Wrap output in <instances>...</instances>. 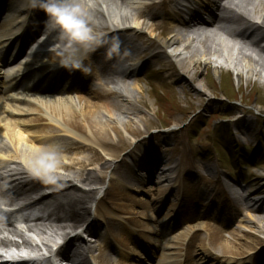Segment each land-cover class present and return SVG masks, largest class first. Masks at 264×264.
<instances>
[{
	"label": "bare ground",
	"instance_id": "bare-ground-1",
	"mask_svg": "<svg viewBox=\"0 0 264 264\" xmlns=\"http://www.w3.org/2000/svg\"><path fill=\"white\" fill-rule=\"evenodd\" d=\"M54 2L59 3V0H0V8L17 15L21 25H35L42 29L46 23L44 19H48L42 6ZM257 2L239 0L233 9L241 11L262 3ZM78 8L80 17L88 23L94 37L86 46L66 48V41L52 24L42 30L55 44L65 47L67 51L64 52L36 55L29 47L33 37L17 39L22 38L19 34L23 27L11 33L12 24H0V200L4 206L23 202L20 208L23 212L36 206L44 207L39 209L42 215L32 228L40 235L51 232L58 236L63 242L59 256L63 261H73V264H88L95 251L92 240L96 238L103 239L111 248V254L118 250L119 255H123L117 264H126L124 259L132 255H136L138 263L129 264H152L160 250L164 256L157 264H193V255L197 254V264L207 261L210 264H264V192L243 189L245 197H238L235 205L225 207V197L219 195L222 200L218 202L215 198L219 197L218 194L226 195L228 183L212 167L208 170L220 186L197 184L189 187L184 184V178H195L198 173L188 168L186 156L173 168L163 169L157 164L151 171L148 165L142 164L143 159L149 157L148 150L138 153L133 150L121 159V152L133 145L138 136L148 133L144 125L147 121L145 117L136 118L142 112L134 105L140 101L129 93L131 89L140 92V88L134 85L130 89L127 87L123 89L125 95L112 88L113 78H120L114 59L122 53L123 62H131V56L126 52L128 44L118 40L123 34L133 36L128 41L131 43L135 41L134 35L142 38L140 30L145 26L152 33L165 27L173 36L159 39L163 52H153L151 59L163 57L170 63L177 62L192 79L199 66L207 70L211 66L215 76L222 75L223 66L206 53L196 54L189 45L181 50L186 32L198 31V27L209 19L210 24L218 25L227 34L239 36L243 48L257 54L254 66L264 68V27L251 23L245 17L226 14L220 4L211 0H103L89 11ZM148 10H153V17L161 15L170 20L146 23L144 15ZM132 20L142 21V24L133 26ZM117 40L119 50L110 52ZM104 43H108V49L100 54L99 48ZM22 54H25L22 61L15 63L16 57ZM61 61L69 66L79 65V69L62 67ZM4 65L19 70L14 76L25 74L24 80L7 81L1 72ZM65 69L75 72L59 81L57 77ZM252 69L234 73L239 84L244 77L248 83L252 77H259L253 74ZM77 70L80 71L78 75L75 74ZM97 70L101 71V87L88 93L82 91L79 85L83 89L94 86L89 78L83 79L79 75L88 76ZM131 79L132 75H129L123 80L130 82ZM52 81L57 84L50 85ZM68 85H74L73 92ZM191 86L196 93L206 95L204 89ZM241 124L243 128H249L253 120L247 117L241 120ZM78 148L101 150L107 159L96 152L87 155L72 152ZM120 164L137 174L139 181L143 177V182L135 187L119 184L123 179L119 175ZM109 170V188L104 190L102 184ZM147 176L156 181L152 194L143 188ZM51 177L55 178V188L28 189L36 179L46 181ZM77 191L81 194L78 195ZM191 192L197 195H190ZM198 202L208 203V208L199 209ZM90 203L96 205L94 213ZM122 207L129 209L114 214ZM48 208L52 209L49 211ZM44 210L48 213L44 214ZM166 210L168 213L162 217ZM130 214L139 218L128 217ZM8 217V214L0 213L2 221L8 222ZM223 218L225 221L221 220ZM145 220L153 223H143ZM185 220L191 222L176 233ZM245 220L250 226H245ZM113 221H117L119 226L112 224ZM208 221L214 222L219 231L203 234ZM110 225L112 231H107ZM225 232L229 238L225 237ZM171 233V239H166ZM86 238L92 240L88 242ZM178 255L179 258H173ZM181 255L186 256L184 261ZM36 264H57V260L51 254ZM97 264L105 263L100 260Z\"/></svg>",
	"mask_w": 264,
	"mask_h": 264
},
{
	"label": "rangeland",
	"instance_id": "rangeland-1",
	"mask_svg": "<svg viewBox=\"0 0 264 264\" xmlns=\"http://www.w3.org/2000/svg\"><path fill=\"white\" fill-rule=\"evenodd\" d=\"M152 12L153 10L146 11L144 15L146 23L170 20L169 17H162L161 15L153 17ZM131 24L133 26L141 25L142 21L132 20ZM45 25L46 23L42 26ZM140 31L142 38L134 35L135 41L131 42L132 44L128 42L133 38L129 33L123 34L124 37L120 36L118 40L128 44L126 52L131 56V62L137 66L130 84L141 89L140 92L134 90L137 100L140 101L139 103L135 102L134 108L142 112L136 115V118L145 117L147 122L144 125H146L148 133L138 136L133 145L121 152V159L133 150L137 153L148 150L149 157L147 160L143 159L142 164L148 165L151 171L157 164L163 169L173 168L177 165V162L186 156L188 168L198 173L195 178L190 176L184 178V184L189 187L197 184L220 186L217 185L214 174L208 170V167H212L224 177V180H227L228 186L236 183L246 190L254 189L260 193L264 192L262 190L264 187V87L260 86L254 77L249 83L244 77L243 82L239 84L233 70H228V68L223 69L222 75L215 76L211 66L208 70L203 66H199L191 79L186 69L182 68L179 63H170L163 57L151 59L153 52H163V49L159 46V39L164 40L172 37L173 34L170 31L163 27L152 33L146 26ZM151 42L153 43L151 44ZM99 49L100 54H103L104 50L108 49V43H104ZM72 72L74 73L75 70L65 69L58 75L57 79L61 81L70 76ZM111 73L113 72L111 71ZM75 74H80V71L77 70ZM79 77L83 79L92 78L93 74L89 73L88 76H85L81 73ZM95 81L94 76L92 78L94 87L83 89L84 92L88 93L95 89ZM191 84L204 89L206 95L196 93ZM247 117L253 120V124H249V128H243L244 125L242 126L241 120ZM136 118L133 117L134 120L138 121ZM126 138L130 141L127 136ZM72 152L83 155L96 152L105 160L107 159L104 153L98 149L95 151L86 149L84 151L78 148ZM96 167H98V164ZM177 171L178 169L175 172ZM110 173L109 170L103 181L104 190L109 188ZM178 173L179 171L176 174ZM119 175L123 178L119 181L121 185L126 184L129 187H135L143 182V177L139 181L137 179L138 175L132 173L129 167L124 164H120ZM145 179L143 188H146V191L152 194L156 181H151L148 176ZM55 187V178L51 177L46 181L36 179L28 189L32 191L38 189L49 190ZM76 187L81 188L79 185H76ZM77 194L81 193L77 191ZM155 195L158 196L159 193L155 192ZM190 195L196 196L197 193L191 192ZM219 195L225 197V207L235 205L234 202L227 200V195ZM215 200L218 202L222 199L219 196ZM198 204L199 209L203 207V210L204 208L206 210L208 208L206 202H198ZM89 206L91 209L93 206L92 212L94 213L96 205L90 203ZM182 208L184 210L186 206ZM128 209V207H122L114 214L118 215L121 212L128 211ZM167 213L166 210L162 217ZM129 216L139 218L136 217V214H130ZM210 220L213 219L210 218ZM221 220L225 221L224 218ZM189 222L191 221L185 220L181 229L179 228L176 233L186 228ZM143 223L150 224L153 221L145 220ZM112 224H116V222L113 221ZM245 226H250L247 221ZM205 228L206 232L203 234L206 235L210 231L217 232L220 229L215 227L212 221H208ZM106 230L112 231L111 225ZM224 235L229 238L228 233L225 232ZM172 236L173 233L165 237L171 239ZM87 240L90 242L89 240L92 239ZM92 242L95 251L90 255L88 264H96L100 260H103L105 264H117L122 261L123 255H119L118 250L111 254V248L104 243L103 239L96 238ZM59 251L53 253L54 260L61 258ZM162 251L160 250L156 255L154 262L157 263L164 256ZM197 255H193V264L198 263ZM135 256L132 255L129 259L125 258L124 262L126 264L137 263ZM183 256L181 255V259L185 260L186 256ZM179 257L180 255L173 258L177 259ZM37 262L33 261L30 264H36ZM205 264H210V261Z\"/></svg>",
	"mask_w": 264,
	"mask_h": 264
},
{
	"label": "clouds",
	"instance_id": "clouds-1",
	"mask_svg": "<svg viewBox=\"0 0 264 264\" xmlns=\"http://www.w3.org/2000/svg\"><path fill=\"white\" fill-rule=\"evenodd\" d=\"M47 14L46 26L53 25V29L66 41L65 47L81 48L89 44L93 39L92 29L88 23L79 15V8L73 4V0H59V3H52L42 6ZM119 50V42L112 45L110 52ZM65 68L79 69V65L69 66L61 61Z\"/></svg>",
	"mask_w": 264,
	"mask_h": 264
}]
</instances>
